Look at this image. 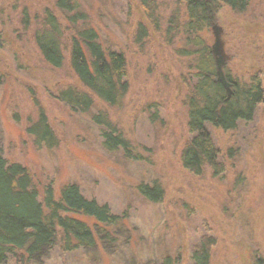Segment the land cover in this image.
Returning a JSON list of instances; mask_svg holds the SVG:
<instances>
[{"label":"rangeland","instance_id":"1","mask_svg":"<svg viewBox=\"0 0 264 264\" xmlns=\"http://www.w3.org/2000/svg\"><path fill=\"white\" fill-rule=\"evenodd\" d=\"M56 1L0 0V155L29 171L40 202L47 188L58 200L63 186L75 184L119 221L107 227L77 216L92 230L94 247L65 250L57 237L37 258L14 251L3 264H158L165 257L191 264V251L203 237L215 241L209 264L264 261V103L252 121L234 130L207 126L223 173L215 176L204 165L200 175L190 174L180 153L190 140L185 99L193 83V58L177 55L186 48L181 29L170 45L162 36L172 17L186 21L184 4L154 0L157 33L139 0H73L102 48L124 56L128 82L118 106L92 96L94 108L76 113L57 99L69 87L88 91L70 68L73 30ZM46 9L63 27L64 61L58 69L45 62L33 38ZM139 24L148 33L141 44ZM214 24L221 28L224 70L243 81L257 75L264 89V0H249L242 13L221 5ZM201 36L213 45L212 25ZM40 111L57 141L52 148L36 145L28 132ZM96 113L105 114L116 135L129 142L132 157L103 148L101 128L92 120ZM154 183L164 195L153 203L137 187Z\"/></svg>","mask_w":264,"mask_h":264},{"label":"trees","instance_id":"2","mask_svg":"<svg viewBox=\"0 0 264 264\" xmlns=\"http://www.w3.org/2000/svg\"><path fill=\"white\" fill-rule=\"evenodd\" d=\"M139 1L154 30L160 33L154 0ZM175 1L184 4L187 19L181 24L178 16L172 17L162 35L163 40L170 45L174 32L181 29L186 37V48L178 51L177 55L192 57L194 71L193 83L185 99L190 140L180 153V161L190 174L198 176L203 166L208 165L218 176L223 173V167L218 161V151L207 126L229 131L234 130L240 122L252 121L257 107L264 103V89L259 76L253 75L248 81H243L232 77L223 68L225 78L231 85L232 94L228 98L225 89L217 82L211 46L201 35L214 24L221 5L228 6L234 13H242L248 7L249 0ZM55 7L72 26L73 34L68 41L69 65L83 89L88 91L69 87L61 90L57 99L76 113H88L94 108L92 96L109 106H118L128 91L124 56L102 48L96 31L87 25L86 14L76 1L57 0ZM25 21L27 25L28 19L25 18ZM63 34L59 19L46 9L39 18L33 38L45 62L54 69L63 65ZM147 36L146 27L139 24L137 42L141 44ZM92 120L101 128L102 146L106 151L121 150L125 156L132 157L133 148L122 136L116 135L105 114L96 113ZM28 132L35 136L36 145L52 148L57 144L42 111L37 123ZM137 191L153 203L161 201L164 195L156 183L152 186L140 184ZM77 216L94 219L97 225L107 227L116 226L119 221L107 205L86 199L75 184L63 186L58 200L52 189L47 188L40 202L32 187L29 171L18 164H8L0 155V264L14 251L22 252L28 260L35 259L49 249L57 237L65 250L94 247L96 239L92 230ZM57 228L60 233H57ZM214 244L213 238H201L191 251V264H209ZM158 264H174V261L165 257ZM257 264H264V261L258 259Z\"/></svg>","mask_w":264,"mask_h":264},{"label":"water","instance_id":"3","mask_svg":"<svg viewBox=\"0 0 264 264\" xmlns=\"http://www.w3.org/2000/svg\"><path fill=\"white\" fill-rule=\"evenodd\" d=\"M212 33L214 36V43L211 45V51L216 63L217 82L222 85L227 92V97L230 98L232 94L230 88L231 85L227 82L223 71L226 63V57L224 55L223 43L221 41V28L216 24H212Z\"/></svg>","mask_w":264,"mask_h":264}]
</instances>
